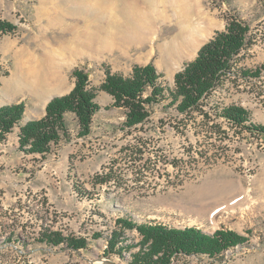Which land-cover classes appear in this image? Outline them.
I'll use <instances>...</instances> for the list:
<instances>
[{
	"label": "rangeland",
	"instance_id": "374dc122",
	"mask_svg": "<svg viewBox=\"0 0 264 264\" xmlns=\"http://www.w3.org/2000/svg\"><path fill=\"white\" fill-rule=\"evenodd\" d=\"M191 2L194 42L179 49L177 58L163 59L158 47L169 43L183 21L173 8H166V19L155 20L156 43L148 44L151 54L146 58L139 59L136 51L128 57L110 52L69 63L58 43L41 45V38L57 34L52 21L61 23L54 3L0 0V20L17 27L0 44V108L23 103L22 124L41 119L52 99L74 89L76 69L88 72L101 106L88 138L78 137V120L68 114L72 140L45 157L20 150L18 127L0 143V264H131L142 240L136 230L126 231L120 240L119 247L131 246L123 257L115 251L108 254L109 241L120 230L119 219L177 229L197 227L208 234L225 229L249 239L216 259L183 257L174 264H264V137L237 135L218 118L216 109L241 105L255 125L264 126V73L250 80L229 79L225 89L211 97L206 109L209 123L205 113L183 115L166 101L152 108L148 122L128 129L127 110L113 107V97L100 90L107 71L128 78L136 66L149 64L163 74L164 87L175 89L176 74L233 20L248 25L255 38V45L242 52L239 68L254 71L264 64V47L257 46L263 45L264 0ZM43 9L47 13L42 16ZM196 39L203 42L190 55ZM25 49L37 56L50 53L55 66L64 68L61 74L68 90L42 104L27 95L5 97L3 83L17 69L16 53ZM47 231L86 238L88 248L49 245L42 241Z\"/></svg>",
	"mask_w": 264,
	"mask_h": 264
},
{
	"label": "trees",
	"instance_id": "16d2710c",
	"mask_svg": "<svg viewBox=\"0 0 264 264\" xmlns=\"http://www.w3.org/2000/svg\"><path fill=\"white\" fill-rule=\"evenodd\" d=\"M17 27L0 20V44L2 38L12 34ZM250 27L233 20L224 32L204 45L198 56L187 63L175 76V89H167L160 80V74L154 64L136 66L130 77L106 72V79L100 90L114 99L113 107L127 110L125 128L134 129L145 124L151 117L155 105L169 101L168 106L176 108L183 115L205 113L206 123L212 119L207 108L218 90L225 89L229 79L250 80L260 78L264 73V64L254 71L239 68L243 51L255 45L250 37ZM3 66L0 52V86ZM76 79L74 89L65 96L52 99L41 119L22 124L25 104H12L0 108V143L5 141L17 127L20 128V150L27 155L45 157L51 154L63 142L72 140L66 120L68 114H74L78 120V137L88 138L93 132L94 118L101 110L96 102V89L92 87L90 75L82 69L73 72ZM218 118L226 122L237 135L248 134L252 137H264V126L252 122L251 113L241 105L217 107ZM225 134L221 127H214ZM119 231L113 233L109 241L108 254L115 251L121 257L131 248L119 247L126 231L136 230L142 237L140 250L133 255L131 264H174L183 257H206L216 259L225 252L246 244L249 239L231 230H218L214 234L205 233L197 227L185 229L171 228L162 224H137L129 219H119ZM43 242L58 247L67 245L73 250L88 248L86 238H65L61 233L47 231Z\"/></svg>",
	"mask_w": 264,
	"mask_h": 264
},
{
	"label": "bare ground",
	"instance_id": "6f19581e",
	"mask_svg": "<svg viewBox=\"0 0 264 264\" xmlns=\"http://www.w3.org/2000/svg\"><path fill=\"white\" fill-rule=\"evenodd\" d=\"M42 1L47 5L54 3L55 14L61 23L52 21V24H56L57 34L51 38H41V45L58 43L63 60L69 63L85 55L103 58L110 52L128 57L132 51H136L139 59L146 58L151 54L147 51L148 44L156 43L155 25L159 21L155 20L166 19V8H173L183 17V21H179L177 32L169 43L158 46L162 58H177L179 49L187 48L189 42H194L192 18L195 10L191 0H136L134 4L128 3L129 0H119L116 4L115 0ZM141 2L142 6L139 5ZM45 9L39 11L42 16ZM189 28H192L191 32ZM196 42L190 55L203 41L196 39ZM16 56L17 69L11 79L3 83L5 97L15 100L27 95L42 104L68 90L61 74L64 68L55 66L50 53L37 56L25 49L18 51Z\"/></svg>",
	"mask_w": 264,
	"mask_h": 264
},
{
	"label": "built area",
	"instance_id": "2783aa9c",
	"mask_svg": "<svg viewBox=\"0 0 264 264\" xmlns=\"http://www.w3.org/2000/svg\"><path fill=\"white\" fill-rule=\"evenodd\" d=\"M261 36H263V45H257V46L264 47V35H261Z\"/></svg>",
	"mask_w": 264,
	"mask_h": 264
}]
</instances>
